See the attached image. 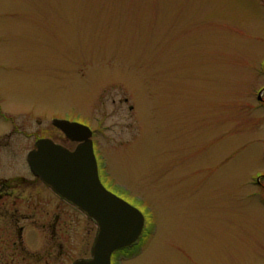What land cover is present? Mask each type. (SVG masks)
I'll return each mask as SVG.
<instances>
[{
    "label": "rangeland",
    "instance_id": "obj_1",
    "mask_svg": "<svg viewBox=\"0 0 264 264\" xmlns=\"http://www.w3.org/2000/svg\"><path fill=\"white\" fill-rule=\"evenodd\" d=\"M263 90L264 0H0V133L99 132L147 218L113 264H264ZM62 242L59 264L91 256Z\"/></svg>",
    "mask_w": 264,
    "mask_h": 264
},
{
    "label": "flooded vegetation",
    "instance_id": "obj_2",
    "mask_svg": "<svg viewBox=\"0 0 264 264\" xmlns=\"http://www.w3.org/2000/svg\"><path fill=\"white\" fill-rule=\"evenodd\" d=\"M260 100L264 102L263 98ZM2 115L7 123L14 122L12 117ZM60 119L79 122L68 116ZM52 126L57 129L60 139L73 143L72 148L45 133L40 135L39 132L34 133L18 128L6 129L0 133V264H59L60 250L63 248L62 235L68 239L75 229L82 232L85 242L91 241L92 253L98 231L96 229L93 239L94 221L35 175L27 160L29 152L37 147V141L42 138H49L71 150L78 145V142L69 139L53 123ZM91 130L99 175L103 184L110 191L137 207L134 201L129 199L127 192L115 186L111 173L97 154L99 132L92 128ZM24 139H34V141L33 147L28 150L21 166L16 143ZM141 240L142 238L132 246L117 251L113 257H118L116 261L119 262L129 258L131 255L129 252L139 245Z\"/></svg>",
    "mask_w": 264,
    "mask_h": 264
},
{
    "label": "water",
    "instance_id": "obj_3",
    "mask_svg": "<svg viewBox=\"0 0 264 264\" xmlns=\"http://www.w3.org/2000/svg\"><path fill=\"white\" fill-rule=\"evenodd\" d=\"M53 124L78 145L70 150L42 138L29 152L28 163L35 175L81 209L98 227L91 257L77 259L73 264H112L116 251L139 240L145 216L102 183L91 128L66 119H54Z\"/></svg>",
    "mask_w": 264,
    "mask_h": 264
}]
</instances>
